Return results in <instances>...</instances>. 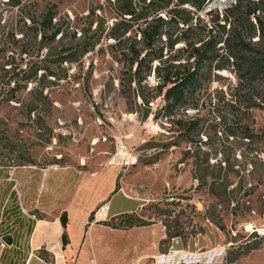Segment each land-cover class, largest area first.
<instances>
[{"label": "rangeland", "instance_id": "obj_1", "mask_svg": "<svg viewBox=\"0 0 264 264\" xmlns=\"http://www.w3.org/2000/svg\"><path fill=\"white\" fill-rule=\"evenodd\" d=\"M176 3L144 16L137 2L125 14V0H0V165L115 166L120 187L148 201L143 219L201 246L220 234L228 253L218 264H264V143L231 135L249 94L227 52L207 62L186 105L166 112L167 77L194 67V49L213 38L209 5L196 14ZM50 10L54 27L45 30ZM154 23L161 59L143 44ZM140 54L148 59L138 75L131 59ZM251 112L261 132L264 109ZM184 124L198 127L187 135ZM136 204L121 190L112 197V211Z\"/></svg>", "mask_w": 264, "mask_h": 264}, {"label": "crops", "instance_id": "obj_2", "mask_svg": "<svg viewBox=\"0 0 264 264\" xmlns=\"http://www.w3.org/2000/svg\"><path fill=\"white\" fill-rule=\"evenodd\" d=\"M112 165L90 169L69 164L0 165V264H218L227 257L222 236L206 243L173 237L159 223L116 228L107 221L140 211L148 201L120 187ZM119 190L137 201L112 211ZM67 215L64 226L62 216ZM157 229L154 236L142 233ZM154 231V230H153ZM64 234L67 242H64ZM50 254V261L40 251Z\"/></svg>", "mask_w": 264, "mask_h": 264}, {"label": "trees", "instance_id": "obj_3", "mask_svg": "<svg viewBox=\"0 0 264 264\" xmlns=\"http://www.w3.org/2000/svg\"><path fill=\"white\" fill-rule=\"evenodd\" d=\"M125 14H135L133 7L134 2L139 3L145 10L144 16L149 15L151 9H161L168 7L172 0H125ZM212 0H176V6H190L193 13L203 11ZM236 2L220 11L212 9L207 11V15L211 16V24L209 33L212 35L208 42L202 48H195L192 56L195 60L194 67L186 68L184 72L177 73L175 77H167L164 99L165 107L168 115H172L177 107H181L188 103L190 95L198 91L200 77L204 68L209 61L215 60L220 56L219 49L226 51L229 58L233 59L241 83L246 79L247 84L244 90L248 92V102L246 110L242 115V120L237 129L231 131V135L240 136L248 141L264 143V130L256 132L251 127L249 121L253 120L251 110L253 108L264 109V88L254 84L264 83V0H235ZM177 12H180L178 10ZM55 14L50 10L43 18L42 25L45 30L53 26ZM199 17V16H198ZM197 17V18H198ZM163 21L162 18H159ZM201 21V19H200ZM189 23L190 20H186ZM130 25H126L125 30L130 29ZM161 25L153 24L144 30L143 44L145 51L154 53L155 59H161L162 54L155 50V44L159 35ZM215 32V33H214ZM57 32L53 33V38ZM221 33V35H220ZM219 48H216L221 44ZM94 45L85 46L82 50H71L69 57L61 58V61H74V56L79 52H88L94 49ZM148 57L141 54L132 58V64L137 63V74L139 75L143 67H147L146 61ZM152 68H150L151 70ZM35 73H38L37 71ZM54 75L53 72H50ZM32 75L28 76L30 79ZM244 85V84H243ZM198 125L188 126L184 124L185 131L183 133L189 135L196 130ZM126 217L124 220L121 217ZM64 226L67 224V215L62 216ZM151 222L143 219L138 212L123 213L117 217L107 221L106 224L116 228H132L135 226H145ZM168 236L176 237L178 234L168 232ZM64 242H67V236L64 234ZM40 256L47 261H50V254L46 250L40 251Z\"/></svg>", "mask_w": 264, "mask_h": 264}, {"label": "built area", "instance_id": "obj_4", "mask_svg": "<svg viewBox=\"0 0 264 264\" xmlns=\"http://www.w3.org/2000/svg\"><path fill=\"white\" fill-rule=\"evenodd\" d=\"M215 1L217 2V5H215V6H211V4H209V6L207 7L206 11H210V10H212L214 7L218 6V4H219V0H215ZM215 1H213V2H215ZM226 1H227L226 8L232 6V5L236 2L235 0H226ZM114 158H115V157H114ZM114 158L111 160V163L114 161ZM246 229H247V230H249V229L253 230V229H254V226H253L252 224H249V225L246 226Z\"/></svg>", "mask_w": 264, "mask_h": 264}, {"label": "bare ground", "instance_id": "obj_5", "mask_svg": "<svg viewBox=\"0 0 264 264\" xmlns=\"http://www.w3.org/2000/svg\"><path fill=\"white\" fill-rule=\"evenodd\" d=\"M125 156V152L122 151L120 155L116 156L114 158V162H121L122 161V158Z\"/></svg>", "mask_w": 264, "mask_h": 264}, {"label": "water", "instance_id": "obj_6", "mask_svg": "<svg viewBox=\"0 0 264 264\" xmlns=\"http://www.w3.org/2000/svg\"><path fill=\"white\" fill-rule=\"evenodd\" d=\"M215 5H217V2L216 1L213 2V3H211V6H215Z\"/></svg>", "mask_w": 264, "mask_h": 264}]
</instances>
